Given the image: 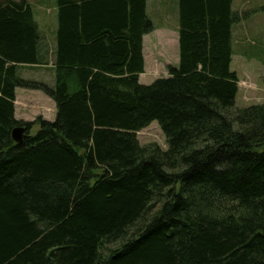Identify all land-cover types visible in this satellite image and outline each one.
Masks as SVG:
<instances>
[{"label":"trees","instance_id":"obj_1","mask_svg":"<svg viewBox=\"0 0 264 264\" xmlns=\"http://www.w3.org/2000/svg\"><path fill=\"white\" fill-rule=\"evenodd\" d=\"M55 7L49 86L18 74L45 64L32 4L0 0V264H264V104L236 108L230 69L249 13L179 0L178 65L144 85L145 0ZM16 88L55 118L16 119Z\"/></svg>","mask_w":264,"mask_h":264},{"label":"crops","instance_id":"obj_2","mask_svg":"<svg viewBox=\"0 0 264 264\" xmlns=\"http://www.w3.org/2000/svg\"><path fill=\"white\" fill-rule=\"evenodd\" d=\"M253 1L255 0H231V10L233 12L249 13L245 19L234 23L231 27L233 51L231 63L235 54H245L242 47H237L243 43L245 37L251 35L258 40L259 44L262 42L261 36L264 35V32L261 23L264 21V17H258L260 14L258 9L264 3L260 2L257 6L251 7L250 5ZM51 2V11L53 10L54 17L52 19L48 15L49 13L44 16L42 21L43 23L49 21V28L39 33L40 54H43L45 64L22 66L23 68L37 69L40 71V76L32 78V80L46 83L49 86L54 85L53 60L58 24L55 0H51ZM145 14L151 21L153 29L151 32L142 35L143 72L138 74V82L149 72L155 76V80L157 78L167 77V66L176 67L179 62V0H145ZM236 75L238 77L237 73ZM18 90L19 88L15 90V99H17ZM21 96L23 97L20 106L21 109H31L37 116H42L43 119L48 121H52L55 118V103L42 92L28 90ZM14 105V115L19 120L20 118L17 117L18 107H16V102H14Z\"/></svg>","mask_w":264,"mask_h":264},{"label":"rangeland","instance_id":"obj_3","mask_svg":"<svg viewBox=\"0 0 264 264\" xmlns=\"http://www.w3.org/2000/svg\"><path fill=\"white\" fill-rule=\"evenodd\" d=\"M34 10V19L37 23L38 32L49 28V21L43 23L42 19L48 14L52 19L54 17L51 0H28ZM43 1V3H42ZM264 3V0H255L251 3V7L257 6L259 3ZM258 17H264V13L260 12ZM262 30L264 32V21L261 23ZM261 44L254 36H247L241 45L245 52L244 55L235 54L231 63L230 69L236 71L238 74V92L235 98L236 108H245L254 104H264V35L261 36ZM21 68V69H20ZM19 68V76L25 80H32L40 76V71L37 69ZM167 70V69H166ZM155 80V76L151 72L147 73L139 80L140 84H150ZM28 89L19 88L17 99L15 102L18 107L19 120L33 121L39 117L31 109H21V101L23 93ZM16 98V97H15ZM15 106V105H14ZM42 117V116H40ZM43 118V117H42ZM34 128L31 133H34ZM137 139L140 145H147L151 143L157 144L162 150H166L167 145L165 137L161 132L156 122H153L145 129L137 133Z\"/></svg>","mask_w":264,"mask_h":264},{"label":"water","instance_id":"obj_4","mask_svg":"<svg viewBox=\"0 0 264 264\" xmlns=\"http://www.w3.org/2000/svg\"><path fill=\"white\" fill-rule=\"evenodd\" d=\"M23 133L24 129L23 127H15L11 131V138L16 144H20L23 140Z\"/></svg>","mask_w":264,"mask_h":264}]
</instances>
